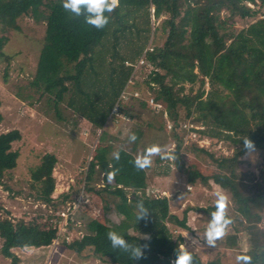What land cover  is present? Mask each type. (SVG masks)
I'll use <instances>...</instances> for the list:
<instances>
[{
	"label": "trees",
	"instance_id": "16d2710c",
	"mask_svg": "<svg viewBox=\"0 0 264 264\" xmlns=\"http://www.w3.org/2000/svg\"><path fill=\"white\" fill-rule=\"evenodd\" d=\"M152 8L156 18L167 17V25L164 42L150 48L147 43ZM105 15L110 16V22L98 30L87 25L83 17L74 18L66 12L61 0H0V60L7 62L5 79L12 58L3 49L6 32L20 31L19 20L26 16L43 23L42 46L28 88L38 94V100L44 99L60 120L64 117L61 105L65 103L101 129L97 153L85 173L84 192L99 195L105 210L111 202L120 217L107 221L75 211L69 227L76 226L75 230L82 231V235L63 243L76 252L90 248L93 254L114 264H173L177 250L181 249L192 254L193 264H223L219 257L203 260L194 249L181 246L184 235L177 229H189L184 215L188 208L182 215L171 212L168 197L149 188L147 170L138 171L133 166L135 146L119 145L115 150L120 152L119 161L108 154L111 146L105 143L106 122L110 117L129 115L122 104L121 114H112L135 71L125 61L135 63L144 56L143 66L149 71L143 83L152 90L154 100L164 105L172 121L176 141L171 151L176 158L172 162L185 172L188 186L212 179L230 194L237 222L227 230L228 244H237L233 231L244 230L247 246L239 256L249 255L252 264H264V167L260 179L251 177L247 184L237 182L244 178L239 170L241 157L247 153L243 139L248 137L254 148L264 153V0H120L119 6ZM256 16V20L235 29L236 18ZM219 80L228 92L215 87ZM207 82L211 86L208 90ZM17 96L26 100L31 94L18 92ZM141 105L151 107L146 98ZM181 109L194 114L201 123V128H192L199 138H228L232 153L216 156L196 140H186ZM164 122L166 125L165 119ZM20 138L16 128L0 133V183L5 188H9L5 177L16 166L19 156L12 143ZM184 150L209 155L217 170L204 172L196 163L188 162ZM162 161L167 174L171 162ZM56 162L57 156L47 152L31 171L36 197L54 208L59 205L52 198ZM109 171L116 172L111 183L107 180ZM95 173L101 174L104 181L99 187L95 185ZM62 196L66 200L69 193ZM138 201H143L148 209L147 219H137ZM204 210L215 211V204ZM46 218L17 219L0 204V253L10 258V264H19L21 260L16 249L51 245L59 216L50 213ZM109 231L118 232L134 245L147 244L144 257L133 261L127 253L113 249L107 239Z\"/></svg>",
	"mask_w": 264,
	"mask_h": 264
},
{
	"label": "rangeland",
	"instance_id": "374dc122",
	"mask_svg": "<svg viewBox=\"0 0 264 264\" xmlns=\"http://www.w3.org/2000/svg\"><path fill=\"white\" fill-rule=\"evenodd\" d=\"M224 15H226L225 11L222 12V16ZM258 17L236 18L235 29H241ZM19 23L22 27L20 31L6 32L7 41L3 49L12 57L8 64L6 79L4 73L7 62L0 60V114L2 116L0 133L14 128L19 129L21 133V138L12 143V148L18 150L19 156L16 166L5 177V183L9 188H5L0 183V204L14 218H23L27 221L33 218L46 220L52 212L46 205L47 203L36 197L37 192L32 184L31 171L41 163L45 153L52 152L57 156V162L53 168L55 188L52 193V198L59 204L56 208L66 209L69 203L76 201L78 208L75 214L91 213L107 221L118 220L120 216L111 202L108 210H105L103 209L104 200L99 195L92 191H86L88 194L84 192L85 173L89 161L94 160V154L97 153L101 129L96 128L80 114L70 110L65 103L61 105L64 117L60 120L56 117L54 109L49 107L44 99L38 100V94L28 88V82L35 72L42 46L44 24L37 23L28 16L21 18ZM150 24L148 46L161 45L166 37L167 17L162 15L156 18L151 11ZM148 71V67L137 65L133 74V83L126 85L130 91H134L138 86L140 93L139 97L128 95L120 102L129 115L125 118L110 117L104 126L108 134L105 143L111 146L109 155H112L119 145L127 148L135 146L136 157L143 154L145 149L153 144L167 147L169 151H172L175 146L173 131L165 125L162 114L152 111L155 108L151 104L152 108L141 105L144 98L154 95L152 90H149L143 83ZM210 87L207 82L206 90ZM215 87L229 91L223 86L221 80L216 82ZM18 92H22L25 96L31 94V97L23 100L17 96ZM180 113L182 120L191 125L189 129L196 126L202 127L201 123L194 118V114H187L186 109H181ZM131 133H136L138 136L135 143L128 142ZM185 137H189L188 134ZM202 138V144L216 156L232 153L233 145L228 138L207 136ZM183 155L188 162L196 163L206 173L217 170L209 155L204 153L196 155L188 150H184ZM157 157L153 158L152 166L147 169L149 188L168 197L171 212L182 215L183 210L188 208L184 215L189 229H177L184 235V242L181 246L185 249H194L203 260L219 257L223 264H237V257L247 246L244 230L232 232L237 235V244L234 246L228 244V232L217 242L216 247L207 246L204 239L210 216L204 208L215 204L216 193L221 192L227 195L228 213L234 217V203L230 194L212 179L197 182L188 188L185 172L172 162L173 165H170L169 172L165 174L166 163L160 159L157 160ZM263 167L264 153L261 150L254 148L253 151L245 153L239 164V170L244 178L237 182L247 184L251 181L249 180L251 177L260 179ZM93 177L96 178L97 187L104 183L101 174L95 173ZM64 193H69L66 200L62 196ZM85 198L88 201H85ZM60 219L61 217L54 226L55 228L57 226V231H62L63 219ZM51 220L55 219L51 218ZM236 220L234 217L233 223L237 222ZM75 227L68 225L62 235H66L67 228L69 229L68 234L73 230L76 232ZM230 227L231 225L228 229ZM56 240L53 238L51 245L45 248L16 249L21 259L19 264H114L105 258L96 256L90 248L82 252L73 251L63 243L64 236H61L58 242ZM10 262V258L0 253V264H10Z\"/></svg>",
	"mask_w": 264,
	"mask_h": 264
},
{
	"label": "clouds",
	"instance_id": "9594fccd",
	"mask_svg": "<svg viewBox=\"0 0 264 264\" xmlns=\"http://www.w3.org/2000/svg\"><path fill=\"white\" fill-rule=\"evenodd\" d=\"M62 7L66 12L72 14L74 18L83 17L84 22L98 30L105 28L110 22V16L105 13H112L120 3V0H61ZM138 139L136 133H131L128 137L129 143H135ZM244 149L246 152L254 150V143L248 137L243 139ZM160 157L161 160H174L175 155L169 151L167 147L153 144L148 146L144 153L138 155L133 161V166L138 171L149 169L153 164L154 157ZM114 160H120V152L114 151L112 153ZM111 168V165H110ZM116 172L109 171L107 173V180L111 183L115 178ZM137 219H147L149 215L148 209L144 206L143 201L137 202ZM229 201L226 194L217 192L215 201V211L210 213L207 229L204 233V239L209 247H216L217 242L221 240L226 234L229 226L233 223L232 218L228 215ZM107 239L113 249H118L127 253L129 258L133 261L142 259L144 257V249L149 247L145 245H134L129 243L121 234L116 231H109ZM144 239H150L144 237ZM173 264H193V256L187 250H177L176 258ZM237 264H252V257L243 255L237 257Z\"/></svg>",
	"mask_w": 264,
	"mask_h": 264
},
{
	"label": "built area",
	"instance_id": "2783aa9c",
	"mask_svg": "<svg viewBox=\"0 0 264 264\" xmlns=\"http://www.w3.org/2000/svg\"><path fill=\"white\" fill-rule=\"evenodd\" d=\"M152 11H153V8H152ZM151 48V47H150ZM125 63L127 64V65H133L134 66V68H135V70H136V66L137 65H143V64H145L146 62H145V58H144V56H142L138 61H136L135 63H133V62H131V61H129V60H126L125 61ZM133 81V78H131V79H129V81H128V86H129V84H131V83H133L132 82ZM130 96V95H132V96H136V97H139L140 96V93H139V91L138 90H134V91H130V90H128V88L127 87H125L124 88V90H123V92H122V94H121V96H120V98H119V100H118V102L116 103V105L112 108V114H114V115H120L121 113H120V102L121 101H123V99H125V98H127V96ZM146 99H148V101H149V103L156 109V110H161L162 111V113L161 114H163L162 116L164 117V119L166 120V125H167V127L169 128V129H171L172 128V121H171V119L169 118V115H168V112L165 110V107H164V105L161 103V102H157V101H155L154 100V98L153 97H147ZM122 117H127L126 115H123ZM183 126L185 127V128H187V134H188V136L189 137H187L186 138V140L188 139V138H191V139H193V140H196L200 145H204V144H202V140H203V138H199L198 137V134H197V132L195 131V130H192V128L193 127H191L190 129H189V127L191 126V125H188L187 124V122H184L183 123ZM194 128H199L198 126H196V127H194ZM172 161L173 160H171L170 162V165H173V163H172ZM188 188H190V186H188ZM159 195H161V194H159ZM87 200V198H85V201ZM88 201V200H87ZM46 205H48L50 208H49V210L52 212V213H55L56 215H58L59 216V218L61 217V219H63V227H61L62 229V231H56V236L54 237V239H57L56 241L58 242V239L59 238H61V236H64V240H67V241H69V240H71L73 237H75V236H81L82 235V231H80V230H77L76 232L73 230V231H71L72 233H67L68 232V228L66 229V235H62V234H64V232H63V230H65V228L66 227H68V225H69V222H70V219H73V215H74V213H75V211L77 210V208H78V204L76 203V201H73V202H71V203H69L68 204V207L66 208V209H63V208H54L51 204H46ZM60 219V220H61ZM77 225H79V223H76ZM56 228H57V226H56ZM57 230V229H56Z\"/></svg>",
	"mask_w": 264,
	"mask_h": 264
}]
</instances>
